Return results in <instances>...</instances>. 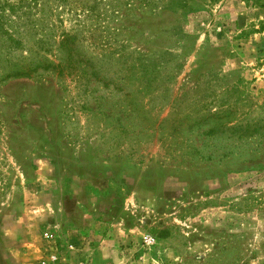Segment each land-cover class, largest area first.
<instances>
[{
  "label": "rangeland",
  "instance_id": "374dc122",
  "mask_svg": "<svg viewBox=\"0 0 264 264\" xmlns=\"http://www.w3.org/2000/svg\"><path fill=\"white\" fill-rule=\"evenodd\" d=\"M46 4L2 18L0 264H264V7ZM94 24L58 76L60 34Z\"/></svg>",
  "mask_w": 264,
  "mask_h": 264
},
{
  "label": "trees",
  "instance_id": "16d2710c",
  "mask_svg": "<svg viewBox=\"0 0 264 264\" xmlns=\"http://www.w3.org/2000/svg\"><path fill=\"white\" fill-rule=\"evenodd\" d=\"M50 0H2L3 3H1L0 0V31L2 28H4V22L2 21V18L5 17L8 9H10L13 12H19L24 17L26 16L25 20H27V24L33 25V28L39 29V26L34 22L35 17L38 16V14H41L43 11V8L46 3ZM57 3L58 6L65 7V5H69L72 8H75V13H78V17L80 18V15H83V18H91V17H99V4L100 2L104 0H92L91 4H86L83 0H53ZM108 1V0H107ZM252 2L253 5L258 7H264V0H248ZM111 4V3H110ZM29 16H32V19L29 18ZM83 19V20H84ZM35 24V26H34ZM97 29V24L86 26L85 28L78 29L76 28V31L74 34L68 33V32H62L60 34V38L57 41V48L64 52V58H62L58 63H53L52 61L49 62V64L56 69L57 75L62 77L65 75H73L72 78L74 81H80L83 77L82 75H79L80 73H77V70L80 68L79 63L82 61V56L78 55L75 52L76 43H78V35L81 40L90 41V44L93 46H97L95 44V31ZM80 31V32H78ZM6 33V31L4 32ZM10 35V34H9ZM10 39L12 37L8 36ZM39 41H43L40 39ZM45 43V41H44ZM48 43V42H47ZM92 58V57H91ZM86 63L89 64L91 59L86 58ZM38 68V65L35 67L28 65H25L23 67L19 68V74L20 75H28L31 72H36V69ZM98 70L93 68L92 74L96 77H98ZM123 84V83H122ZM213 114V113H212ZM212 116L209 115L208 118H211ZM206 118V119H208ZM224 127L227 129L237 131V132H243V133H251L255 132L256 130H260V126L256 123H235V124H226ZM222 128V126H220ZM220 128H210L207 130V134L213 133L215 131H218L217 129Z\"/></svg>",
  "mask_w": 264,
  "mask_h": 264
},
{
  "label": "built area",
  "instance_id": "2783aa9c",
  "mask_svg": "<svg viewBox=\"0 0 264 264\" xmlns=\"http://www.w3.org/2000/svg\"><path fill=\"white\" fill-rule=\"evenodd\" d=\"M153 240H154V238H153L152 236H148V238H147V242H149V241H153ZM50 260H51L52 262H55V261L57 260V255L53 254V255L51 256Z\"/></svg>",
  "mask_w": 264,
  "mask_h": 264
},
{
  "label": "crops",
  "instance_id": "0c3cea01",
  "mask_svg": "<svg viewBox=\"0 0 264 264\" xmlns=\"http://www.w3.org/2000/svg\"><path fill=\"white\" fill-rule=\"evenodd\" d=\"M67 261H69V260H67ZM56 264H63V263H62V260L60 261L59 258H58V261H57Z\"/></svg>",
  "mask_w": 264,
  "mask_h": 264
}]
</instances>
